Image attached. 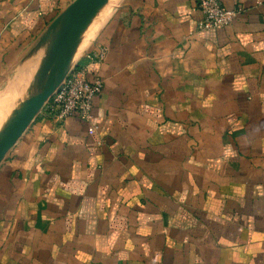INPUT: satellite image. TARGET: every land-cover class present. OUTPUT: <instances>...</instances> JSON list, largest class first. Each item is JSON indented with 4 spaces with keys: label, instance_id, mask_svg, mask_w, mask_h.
<instances>
[{
    "label": "crops",
    "instance_id": "obj_1",
    "mask_svg": "<svg viewBox=\"0 0 264 264\" xmlns=\"http://www.w3.org/2000/svg\"><path fill=\"white\" fill-rule=\"evenodd\" d=\"M71 1L0 0V86ZM220 2L109 0L74 64L97 130L43 109L9 151L0 264H264V0Z\"/></svg>",
    "mask_w": 264,
    "mask_h": 264
},
{
    "label": "water",
    "instance_id": "obj_2",
    "mask_svg": "<svg viewBox=\"0 0 264 264\" xmlns=\"http://www.w3.org/2000/svg\"><path fill=\"white\" fill-rule=\"evenodd\" d=\"M108 2L109 0L71 1L23 60L20 68L30 58L42 53L28 99L0 122V164L71 71L86 32Z\"/></svg>",
    "mask_w": 264,
    "mask_h": 264
},
{
    "label": "built area",
    "instance_id": "obj_3",
    "mask_svg": "<svg viewBox=\"0 0 264 264\" xmlns=\"http://www.w3.org/2000/svg\"><path fill=\"white\" fill-rule=\"evenodd\" d=\"M202 19L198 26L202 30L220 29L230 25L237 15L235 9L225 7L220 0H198ZM105 49L96 53L95 58L103 59ZM102 89L99 77L89 79L83 68L73 66L44 108L51 115L63 121L73 115L86 122H91L94 99ZM96 125L89 126V132L95 133Z\"/></svg>",
    "mask_w": 264,
    "mask_h": 264
},
{
    "label": "rangeland",
    "instance_id": "obj_4",
    "mask_svg": "<svg viewBox=\"0 0 264 264\" xmlns=\"http://www.w3.org/2000/svg\"><path fill=\"white\" fill-rule=\"evenodd\" d=\"M103 20L99 23L96 30L99 28V26L101 25ZM94 35H95V33L88 39V42ZM86 40H87V38H86ZM85 42L86 41H84V43ZM87 43H86V45H87ZM86 45L84 46V48L86 47ZM31 65L32 64H30V66ZM19 68L20 67L15 69L13 71L12 75L10 76V78L6 82H4V84H1V86H0V122L3 119H5L11 112H13L17 106H19L18 102L20 101L19 100L20 97L16 96V94H17L16 91H17L18 84H19L18 82L26 74V72H28L30 70L29 68L24 67V69H22V71L19 74H16ZM26 68H27V70L25 71ZM36 73H37V71L34 74V78L36 76ZM33 81H34V79L31 80V83H29V87L27 89H30L32 87Z\"/></svg>",
    "mask_w": 264,
    "mask_h": 264
},
{
    "label": "bare ground",
    "instance_id": "obj_5",
    "mask_svg": "<svg viewBox=\"0 0 264 264\" xmlns=\"http://www.w3.org/2000/svg\"><path fill=\"white\" fill-rule=\"evenodd\" d=\"M95 20V19H94ZM94 22V21H93ZM92 26V25H91ZM90 26V27H91ZM90 30H91V28H89ZM88 29V30H89ZM90 30L89 31H87L86 33V36H84L85 37V39H86V37H87V35L89 34V32H90ZM84 40V39H83ZM82 43H83V41H82ZM82 45V44H81ZM81 47V46H80ZM80 49V48H79ZM79 52V51H78ZM38 67H39V62L38 61H36L35 63H33L30 67H29V71L28 72H26V74L20 79V81L18 82L19 84H18V88H17V94H16V96L17 97H20L19 98V106H17L16 107V109L15 110H17V109H19L22 105H23V103L28 99V97H29V95H30V92H31V88L30 89H27L28 87H29V83H31V80L32 79H34V74H35V72L38 70ZM37 74V73H36ZM24 96V97H23ZM14 110V111H15ZM13 112H11L7 117H9L11 114H12ZM6 117V118H7Z\"/></svg>",
    "mask_w": 264,
    "mask_h": 264
}]
</instances>
